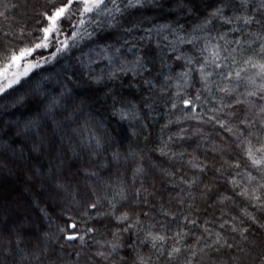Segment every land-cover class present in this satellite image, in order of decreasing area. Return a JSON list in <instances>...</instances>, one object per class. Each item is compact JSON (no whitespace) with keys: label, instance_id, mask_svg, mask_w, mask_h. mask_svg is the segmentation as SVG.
Wrapping results in <instances>:
<instances>
[{"label":"trees","instance_id":"16d2710c","mask_svg":"<svg viewBox=\"0 0 264 264\" xmlns=\"http://www.w3.org/2000/svg\"><path fill=\"white\" fill-rule=\"evenodd\" d=\"M216 6V0H153L128 9L115 27L88 26L96 29L91 38L49 63L42 58H51L58 43L36 51L41 66L0 96V264H264V200L241 195L264 180L236 136L208 119L218 115L243 129L247 106L234 104L231 116L233 108L212 111L222 97H234L214 85L205 91L194 70L207 55L206 42L225 45L219 40L225 33L244 40L261 23L215 19L199 31ZM52 9L49 0H0V68L12 52L39 42ZM224 12L264 23L258 0L243 12L236 0ZM61 26L58 39L75 31ZM190 34L199 39L170 44ZM184 72L190 75L182 78ZM61 91L63 107L43 118L40 101ZM38 117V126L25 131ZM251 131L259 147L264 129L257 123ZM236 163L240 169L231 167ZM149 233L166 239L153 247ZM174 247L180 252L170 258Z\"/></svg>","mask_w":264,"mask_h":264},{"label":"snow or ice","instance_id":"6c2138e0","mask_svg":"<svg viewBox=\"0 0 264 264\" xmlns=\"http://www.w3.org/2000/svg\"><path fill=\"white\" fill-rule=\"evenodd\" d=\"M152 2L153 0H59V6H57V0H49V3L53 5V9L44 14V18L48 21V24L41 29L43 36L39 42H36L33 46L20 48L18 52H12L9 57L5 58L7 63L0 68V96L7 94L9 90L15 91L14 86L19 84L23 77H27L33 69L41 66V61L35 60L34 54L37 50L52 47L53 42L60 45L56 49V52L52 53L51 58H42L43 63H49L50 59L55 58L60 53H65L70 48L77 47L81 40L91 38L96 29L93 28V31L90 32L88 31V26L96 25L99 28L104 26L115 27L118 23V18L123 16L128 9L141 8L145 4ZM216 2L220 6L214 7L209 12V17L204 23L197 26L199 31L207 29L208 25L215 19H221L224 24L241 22L245 26L254 22L261 23V29L256 32H248L244 40L239 38L228 40L226 33L221 34L219 40H223L225 45L206 42L202 53H207V55H203L202 60L196 61L199 67L194 70L199 73L205 91L211 92L214 85L217 91L224 94V97H234V101H228L222 97L221 107L212 111L220 113L224 111V108H233V112L227 113V115L231 116L236 112L234 104L247 106L244 118L239 119L237 117L239 124L243 125V129L238 126H232L228 121L220 120L218 115L209 116L208 119L210 121L215 120L222 129L236 136L237 146H243L246 159L250 161V167L260 172L261 180H264V138L257 140L259 147L249 139V137L255 135L251 129L256 128L257 123H259L261 129H264V23L255 20L251 14L226 17L224 12L225 7L234 6L236 0H227V2L226 0H216ZM238 2L240 10L243 12L248 7L250 0H238ZM258 2L261 15H264V0H258ZM0 15H3V13H0ZM64 22L69 23L75 31L71 35L65 36L64 39H58L59 36L64 35L61 26ZM128 30L131 31V29ZM230 31L236 32L242 30L233 27ZM198 39L199 36L191 34L188 36H177L175 41H170V44H191ZM108 50H101L100 55H104V52ZM116 51H119V49ZM222 53L226 54L222 55ZM29 57L33 58V62L22 65V61H26ZM105 58L110 61L112 60L111 56H106ZM180 58L177 57V59ZM186 63L191 65L193 64V60L187 58ZM136 65L143 70L144 66L139 59H137ZM13 66L17 69L23 66V71L12 72ZM120 70L124 71L125 69L121 68ZM189 75L190 73L188 72L180 74L182 78H187ZM184 86H186V80L185 84L178 85V88ZM239 87H244L245 91L243 93L238 92ZM66 94V91H61L59 95L44 96V99L40 101L41 104H45L46 102L43 118L52 115L54 109L63 107ZM177 95H180L179 91ZM195 99L199 100L200 96L197 95ZM183 105L185 108H191L195 111L191 99H184ZM173 107H176L175 103H173ZM38 124L39 117L37 119H30L24 124V130L31 131ZM193 167H196V165L193 164ZM231 167L240 169L241 164L236 163L231 165ZM236 175L240 176L241 179L244 178V174L241 172H237ZM247 179L249 182H252L256 180V177L249 173L247 174ZM231 183L236 185L238 181L233 179ZM257 192H261L262 194L257 195ZM241 195L257 201L264 200V183H257L253 188H244ZM120 219H127V216H122ZM71 227H75V225ZM149 236L153 241V247L160 246L161 242L166 239L162 235H154L152 233H149ZM76 238L74 235L67 237L69 240ZM216 243H219V241H216ZM179 252L180 249L174 247L168 252V256L175 258ZM141 264H143V261ZM188 264H191V262L189 261Z\"/></svg>","mask_w":264,"mask_h":264},{"label":"rangeland","instance_id":"374dc122","mask_svg":"<svg viewBox=\"0 0 264 264\" xmlns=\"http://www.w3.org/2000/svg\"><path fill=\"white\" fill-rule=\"evenodd\" d=\"M14 67V66H13ZM15 69H17L16 67H14V69L13 70H15ZM15 169V168H14ZM29 180V179H28ZM30 181V180H29Z\"/></svg>","mask_w":264,"mask_h":264}]
</instances>
